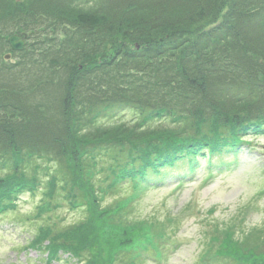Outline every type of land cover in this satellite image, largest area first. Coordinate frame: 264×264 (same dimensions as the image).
Returning <instances> with one entry per match:
<instances>
[{
  "label": "trees",
  "instance_id": "obj_1",
  "mask_svg": "<svg viewBox=\"0 0 264 264\" xmlns=\"http://www.w3.org/2000/svg\"><path fill=\"white\" fill-rule=\"evenodd\" d=\"M21 31L26 48L6 63L7 39ZM124 105L136 125L100 120ZM151 119L184 132L140 136ZM263 129L264 0H0V208L13 210L27 192L42 196L43 223L25 247L113 264L112 249L156 227L130 230L123 198L103 195ZM58 200L78 204L83 217L55 221Z\"/></svg>",
  "mask_w": 264,
  "mask_h": 264
},
{
  "label": "rangeland",
  "instance_id": "obj_2",
  "mask_svg": "<svg viewBox=\"0 0 264 264\" xmlns=\"http://www.w3.org/2000/svg\"><path fill=\"white\" fill-rule=\"evenodd\" d=\"M8 53L12 55L6 62L5 56ZM2 58L10 64L18 60L10 49L2 52ZM60 74L62 79L67 76L66 71ZM58 76L60 78L59 74ZM94 95L93 93L92 97ZM82 109L84 108L74 109L73 116ZM39 110V107L35 108V111ZM250 113L251 111H241L238 115L245 118ZM134 115L131 109H125L117 116L100 120L116 124L127 121L130 122V127L136 125ZM82 122L83 127L88 129V120L79 123ZM145 125L143 131H138L140 136L171 139L179 136L176 134L182 135L185 129V125L173 124L169 120H149ZM261 133L243 136L245 141L251 142L250 145L244 143L234 149L232 143L226 146L228 151H210L201 155L197 158V173H189L186 161L164 168L163 173L184 177L180 186H177L178 179L172 176L164 184L145 189L136 188L139 197L130 209L131 212L127 211L128 217L123 218L130 230L142 228L148 222L155 223L153 226L156 227V233H160V228L163 227L165 238L158 240V243L164 248L161 251L168 250L159 258L155 247L145 246L147 251L138 256L142 261L133 257L130 260L136 264H264V129ZM79 134L84 136L82 131ZM133 137L139 139L137 134H133ZM126 138L130 140L132 136ZM210 162L214 172L208 177L209 172H206ZM222 163L228 166H221ZM123 184L124 186L115 188L118 195L107 197L108 202L112 199L117 201L129 194L132 186L127 185V182ZM41 198V193L36 196L26 194L19 201L17 210L0 215V264H47V258H43L39 251L24 249L41 223L40 220L33 219ZM80 209L72 210L65 204L53 214L54 220L59 219L63 224L75 222L83 217V210ZM95 211L99 212L94 207L90 213L95 215ZM169 216L175 217L176 222L170 221ZM95 220L99 226L106 223L104 219ZM231 224L236 225V228ZM228 229L233 233V237L229 238L232 243L222 246V238ZM149 230L147 229L148 232ZM144 235L146 234H141ZM251 251L257 258L250 257ZM230 256L236 257L235 260ZM92 258L97 262L96 258ZM105 258L99 259L97 264H105ZM130 260L125 256L119 264H130ZM50 264L79 263L75 259L67 263L55 259Z\"/></svg>",
  "mask_w": 264,
  "mask_h": 264
},
{
  "label": "water",
  "instance_id": "obj_3",
  "mask_svg": "<svg viewBox=\"0 0 264 264\" xmlns=\"http://www.w3.org/2000/svg\"><path fill=\"white\" fill-rule=\"evenodd\" d=\"M25 36V34H15L9 38V41L15 49H23Z\"/></svg>",
  "mask_w": 264,
  "mask_h": 264
}]
</instances>
